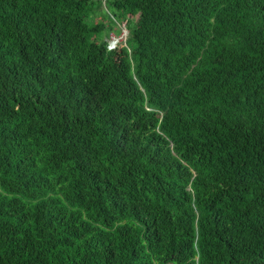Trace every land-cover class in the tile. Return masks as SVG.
<instances>
[{
    "label": "trees",
    "instance_id": "16d2710c",
    "mask_svg": "<svg viewBox=\"0 0 264 264\" xmlns=\"http://www.w3.org/2000/svg\"><path fill=\"white\" fill-rule=\"evenodd\" d=\"M0 264H264V0H0Z\"/></svg>",
    "mask_w": 264,
    "mask_h": 264
},
{
    "label": "rangeland",
    "instance_id": "374dc122",
    "mask_svg": "<svg viewBox=\"0 0 264 264\" xmlns=\"http://www.w3.org/2000/svg\"><path fill=\"white\" fill-rule=\"evenodd\" d=\"M108 13H105V16H107ZM137 20V18H136ZM124 25L122 26V32L119 36H117L114 32L110 34V37L108 39H106L108 41V44H111L112 43V40L114 39H117L119 44L117 45L116 49H118V51L120 50L122 52L123 50V47H126V41H127V38L129 36V26H126V32L124 31Z\"/></svg>",
    "mask_w": 264,
    "mask_h": 264
},
{
    "label": "built area",
    "instance_id": "2783aa9c",
    "mask_svg": "<svg viewBox=\"0 0 264 264\" xmlns=\"http://www.w3.org/2000/svg\"><path fill=\"white\" fill-rule=\"evenodd\" d=\"M123 25H124V27H125V28H124V31L126 32V31H127V30H126V23H124ZM123 25H122V26H123ZM118 44H119V42H118L117 39L112 40V43L109 44V49H110V50H115Z\"/></svg>",
    "mask_w": 264,
    "mask_h": 264
}]
</instances>
